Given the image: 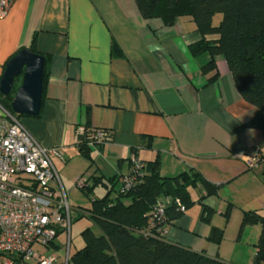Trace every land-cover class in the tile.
<instances>
[{
  "label": "crops",
  "instance_id": "crops-1",
  "mask_svg": "<svg viewBox=\"0 0 264 264\" xmlns=\"http://www.w3.org/2000/svg\"><path fill=\"white\" fill-rule=\"evenodd\" d=\"M199 40L189 15L171 24L143 18L135 0H12L0 18V75L18 51L35 48L45 57L40 112L18 118L42 146L60 148L54 167L75 159L82 165L72 179L105 181L127 172L137 149L142 160H159L163 176L197 173L215 191L197 187L200 207L172 219L166 241L254 264L264 222L243 219L251 212L264 218V161L248 168L246 158L264 152V137L244 126L256 108L238 94L225 60L202 71L208 54L189 51ZM80 126L112 134L92 147L91 161L75 144ZM212 227L222 231L218 242L208 238Z\"/></svg>",
  "mask_w": 264,
  "mask_h": 264
},
{
  "label": "trees",
  "instance_id": "trees-1",
  "mask_svg": "<svg viewBox=\"0 0 264 264\" xmlns=\"http://www.w3.org/2000/svg\"><path fill=\"white\" fill-rule=\"evenodd\" d=\"M135 2L143 18L159 15L166 24H171L180 15L192 18L200 33V40L190 45L189 51L193 55L208 54L209 60L202 67L205 73L216 69L217 57L225 60L238 94L256 108L255 115L244 126L258 128L264 137V0ZM216 16L218 20L214 23ZM30 50L37 52L33 47ZM216 76L215 72L209 80H214ZM20 83L21 79L18 82L15 79L10 94H0V105L10 112L11 99ZM84 128L83 135L75 144L79 154L91 161L92 147L88 145V141L92 139L91 132L94 129ZM99 146L101 145L96 147ZM132 152L136 153L137 149ZM136 155L139 156L138 153ZM141 161L142 174L137 176L129 190H122L120 184L119 189H115L114 182L119 183V175L105 181L100 176L86 178V185L82 190L85 189L88 195L99 183L106 189L103 196L91 198L88 207H80L99 232L94 233L90 227L81 231L83 245L69 256V264H229L168 242L166 235L160 237L156 228L147 226L157 200L169 199L165 207L167 223L162 226L168 228L172 219L184 213L179 211L175 199H179L187 209L194 203L190 195L191 188L203 187L208 194L213 193L214 188L197 173L183 172L167 177L160 174L158 159ZM209 215L210 210L204 206L202 219L208 221ZM259 220L264 222V218L251 212L244 216L243 224ZM146 230L150 234H145ZM221 235V229L212 227L208 238L218 242ZM254 264H264V236L257 243Z\"/></svg>",
  "mask_w": 264,
  "mask_h": 264
},
{
  "label": "built area",
  "instance_id": "built-area-1",
  "mask_svg": "<svg viewBox=\"0 0 264 264\" xmlns=\"http://www.w3.org/2000/svg\"><path fill=\"white\" fill-rule=\"evenodd\" d=\"M12 0H0V18ZM85 128L75 131V141ZM88 141L90 147L112 140L107 130L94 129ZM137 152L129 156L127 172L119 174L122 190H129L142 173V161ZM62 159L58 147L42 146L24 127L16 114L0 105V264H69V236L71 226L67 193L54 167L53 159ZM264 161V152L246 158V166L253 168ZM86 178H77L75 186L83 189ZM169 199L156 201L147 221L156 228L158 236H165V214ZM179 211L185 207L175 199ZM66 236L65 256L49 252L60 234ZM145 234H150L148 230Z\"/></svg>",
  "mask_w": 264,
  "mask_h": 264
},
{
  "label": "water",
  "instance_id": "water-1",
  "mask_svg": "<svg viewBox=\"0 0 264 264\" xmlns=\"http://www.w3.org/2000/svg\"><path fill=\"white\" fill-rule=\"evenodd\" d=\"M45 57L23 48L9 59L0 75V94L7 96L16 78L21 83L11 99L10 108L17 115L37 116L40 112Z\"/></svg>",
  "mask_w": 264,
  "mask_h": 264
},
{
  "label": "rangeland",
  "instance_id": "rangeland-1",
  "mask_svg": "<svg viewBox=\"0 0 264 264\" xmlns=\"http://www.w3.org/2000/svg\"><path fill=\"white\" fill-rule=\"evenodd\" d=\"M218 20V16L214 18V23ZM21 79V76L19 77ZM16 78V82L19 81ZM73 157L71 156V159ZM78 163V164H77ZM77 165L80 167L81 162L78 160H72L71 163L67 164L64 162L57 163L56 162V171L60 178L61 183L65 184L66 189H69L67 192V199L70 206V214H71V226H70V236H69V247H68V254L71 256L75 250L80 248L83 245V241L81 238V231L87 227H90L94 233H98L97 227L92 223L89 219L87 214H83L79 212L76 208L77 206L80 207H87L90 204V199L95 196H103L105 193V188L103 186H95L93 193H89L84 189H79L75 186V182L77 181L78 177L82 179L87 178L86 174L77 176L76 178L72 179V173L76 171ZM87 167L84 169L86 170ZM117 185L115 189H119V183L114 184ZM67 191V190H66ZM115 192H112L114 196ZM191 198L194 200V203L188 208L191 213H194V209L196 207H200V191L196 188L190 189ZM79 204V205H78ZM67 241L65 234L60 233L54 240L55 246L50 247L49 252H57L60 257L65 256V242Z\"/></svg>",
  "mask_w": 264,
  "mask_h": 264
}]
</instances>
